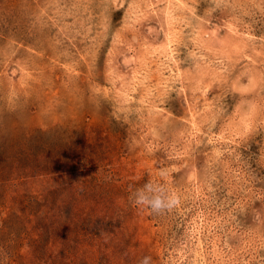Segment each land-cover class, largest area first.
<instances>
[{"label": "rangeland", "instance_id": "1", "mask_svg": "<svg viewBox=\"0 0 264 264\" xmlns=\"http://www.w3.org/2000/svg\"><path fill=\"white\" fill-rule=\"evenodd\" d=\"M0 264H264V0H0Z\"/></svg>", "mask_w": 264, "mask_h": 264}, {"label": "clouds", "instance_id": "2", "mask_svg": "<svg viewBox=\"0 0 264 264\" xmlns=\"http://www.w3.org/2000/svg\"><path fill=\"white\" fill-rule=\"evenodd\" d=\"M159 207H160L159 204H153V209H154V210L158 209Z\"/></svg>", "mask_w": 264, "mask_h": 264}, {"label": "bare ground", "instance_id": "3", "mask_svg": "<svg viewBox=\"0 0 264 264\" xmlns=\"http://www.w3.org/2000/svg\"><path fill=\"white\" fill-rule=\"evenodd\" d=\"M178 4V3H177ZM183 5V4H182ZM175 8V7H174ZM170 33V32H169ZM167 43V42H166ZM171 45H173V44H171ZM193 175V174H192ZM197 232V231H196ZM199 239V238H198ZM201 241V240H200Z\"/></svg>", "mask_w": 264, "mask_h": 264}]
</instances>
